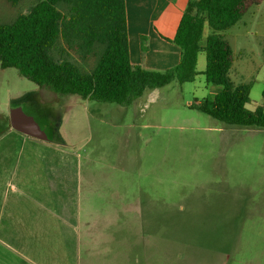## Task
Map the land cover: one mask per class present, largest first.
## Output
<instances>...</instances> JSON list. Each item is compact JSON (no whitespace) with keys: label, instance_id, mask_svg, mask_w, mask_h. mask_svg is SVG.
<instances>
[{"label":"rangeland","instance_id":"374dc122","mask_svg":"<svg viewBox=\"0 0 264 264\" xmlns=\"http://www.w3.org/2000/svg\"><path fill=\"white\" fill-rule=\"evenodd\" d=\"M33 2L13 9L0 0V19ZM222 34L234 51L233 84L251 83L247 107L264 108V4ZM205 69L202 52L193 82L117 105L74 95L52 102L0 66V117L15 106L52 112L56 132L84 157V218L100 231L85 236L83 264H264V128L201 112L199 102L219 90Z\"/></svg>","mask_w":264,"mask_h":264},{"label":"trees","instance_id":"16d2710c","mask_svg":"<svg viewBox=\"0 0 264 264\" xmlns=\"http://www.w3.org/2000/svg\"><path fill=\"white\" fill-rule=\"evenodd\" d=\"M27 1L3 0L13 9ZM260 3L264 0H190L173 39L180 61L162 72L132 64L126 0H34L29 10L0 19V66L17 69L58 96L127 105L147 90L193 82L204 52L206 83L219 90L212 99L203 98L199 110L228 125L264 128V108L247 107L252 84L234 85L230 78L234 52L222 34ZM3 117L0 135L10 129L9 116Z\"/></svg>","mask_w":264,"mask_h":264},{"label":"crops","instance_id":"0c3cea01","mask_svg":"<svg viewBox=\"0 0 264 264\" xmlns=\"http://www.w3.org/2000/svg\"><path fill=\"white\" fill-rule=\"evenodd\" d=\"M189 1L126 0L132 64L163 72L179 63L173 39ZM36 117L55 139L0 135V264H83L85 236L100 231L84 218V157L56 132L52 112Z\"/></svg>","mask_w":264,"mask_h":264},{"label":"water","instance_id":"95a60500","mask_svg":"<svg viewBox=\"0 0 264 264\" xmlns=\"http://www.w3.org/2000/svg\"><path fill=\"white\" fill-rule=\"evenodd\" d=\"M9 126L14 131L40 140H49L47 132L33 115L26 113L22 106H15L9 113Z\"/></svg>","mask_w":264,"mask_h":264},{"label":"flooded vegetation","instance_id":"af4514ba","mask_svg":"<svg viewBox=\"0 0 264 264\" xmlns=\"http://www.w3.org/2000/svg\"><path fill=\"white\" fill-rule=\"evenodd\" d=\"M35 117V119L38 121L39 119L36 117V115H33ZM39 122V121H38ZM5 123V119L4 117H0V129H2L4 127ZM40 124V123H39Z\"/></svg>","mask_w":264,"mask_h":264}]
</instances>
